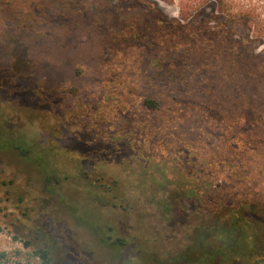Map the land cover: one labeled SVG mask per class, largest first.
Returning <instances> with one entry per match:
<instances>
[{"label":"rangeland","instance_id":"374dc122","mask_svg":"<svg viewBox=\"0 0 264 264\" xmlns=\"http://www.w3.org/2000/svg\"><path fill=\"white\" fill-rule=\"evenodd\" d=\"M215 4L0 0V132L41 144L33 155L19 156L0 142V253L26 264L33 259L24 247L29 240L49 250L52 264L179 261L180 253H145L148 213L143 202L132 210L131 197L129 206L103 211L117 231L96 236L78 225L71 208L90 217L91 197L70 186L57 195L58 187L42 185L36 164L67 161L66 146L73 160L106 155L107 170L132 173L133 181L146 174L139 198H150L153 216L166 203L177 206L180 220L199 213L205 232L223 245L235 242L238 229L221 230L220 217L255 206L259 239L249 261L264 264V44L250 35L247 22L232 21ZM161 19L189 24L195 44L185 52L177 41L181 31L165 28ZM145 98L157 108L148 109ZM91 159L76 163L88 171ZM191 189L201 203L181 206L180 194ZM189 233L194 238L195 230ZM117 235L126 246L113 244Z\"/></svg>","mask_w":264,"mask_h":264},{"label":"trees","instance_id":"16d2710c","mask_svg":"<svg viewBox=\"0 0 264 264\" xmlns=\"http://www.w3.org/2000/svg\"><path fill=\"white\" fill-rule=\"evenodd\" d=\"M194 3H203L205 0H192ZM215 7L218 9V11L231 19L232 21H245L250 25V35L255 39V41L263 43L264 44V4L261 5L258 2H255L253 0H215ZM181 19L182 21H188V14L184 11L181 12ZM161 24L165 26V28H173L175 31V28L177 30L181 31L180 39L177 40L178 43L182 44V48H184V51L187 52L188 49L192 47V44H195V40L190 35V26L182 24L180 21H165L163 19L160 20ZM175 26V28H174ZM119 35H121L120 32H118ZM134 38L138 40V42L142 41V33H140L137 29H134ZM144 40V39H143ZM191 55V54H190ZM190 57V56H188ZM190 59L193 61V65L195 64V61L193 60L192 56ZM230 76H235L237 73H235L233 70H230L229 72ZM177 75L178 72H175ZM184 75L181 76L183 78ZM144 105L148 109H155L157 108L158 104L156 101L145 98ZM5 143V149H9L14 154H18L19 156H31L34 154V150L37 149L41 144L38 143L34 138L28 137V136H16L13 132L8 130H3L0 132V142L2 140ZM56 141L53 138L50 142L49 149L53 152L55 150ZM44 149L45 146H43ZM66 152H63V156L67 157ZM67 154H70L69 151H67ZM62 155V153H61ZM79 162V161H78ZM72 166H69V164ZM71 160H68L65 162L58 161L57 163H54L52 161H47L45 159H40L39 161H36V164L38 165V168H40V171L42 173L48 174L49 170L57 171L60 174L64 175V180L70 181L73 177L81 176L79 173H84L86 176V186L88 187V184L90 186L89 190L86 191L85 194L91 197V204L94 208L93 213L90 215V217L86 218H80V214L78 211V207L74 209L71 208L72 212H76L77 215H79L77 222L78 225L88 228L91 233H93L96 236H100L102 234H106L109 232H112V223L108 218H106L105 215H103V209L104 207L113 204L114 201L119 202L120 206H123V204H128L129 206V198H127L126 194H117V191L113 189V186H106L107 189L102 190V187L105 186L104 183H102L100 177L94 178L96 176L95 173H98L97 171L100 169L96 162L91 161L86 162L89 165V168L91 170V173L86 172L83 168H81V164L76 163L74 166ZM85 163V164H86ZM84 171V172H82ZM93 173V174H92ZM138 179H134L135 181L139 180L138 184L134 181V186L137 187H143V181H145L146 174L137 175ZM106 178H111L114 186H121L122 180H124V177L120 175H113L108 176ZM147 179V178H146ZM155 178L151 179L148 178V180H154ZM88 183V184H87ZM136 183V184H135ZM8 185V187H11L15 184L14 179H11L9 183H5ZM159 185V184H158ZM104 191V192H103ZM194 189L190 191L183 190V193L180 194V202L181 203H190L193 202L196 203L197 200L199 203H201V198H196V195L194 194ZM124 195V196H123ZM145 196V191L140 190L139 194L134 192V198L138 197L139 202H143V210H145L148 214H151V209L148 204L153 205L152 201H146L144 202L141 198ZM155 196L153 195V200ZM129 201V202H128ZM163 201V200H162ZM161 201V203H162ZM193 201V202H191ZM138 203V202H137ZM160 203V204H161ZM116 205V204H115ZM77 206V205H76ZM78 208V209H77ZM125 208V207H123ZM157 212H159L162 216L167 215V217H172L173 214L168 215L167 213L170 210L175 209L173 205L171 207H167L164 204H161L160 206L157 205ZM167 212V213H165ZM172 213V212H171ZM260 214L258 212V209L251 205V206H245L242 207L240 210L233 211L228 213V216L224 218L220 217V225L219 228L221 230L229 229L231 226H236L238 230L237 233L240 234L239 242L242 243V253H217V256H215L216 253H182L184 260L179 259L178 262L172 261L171 264H250V258H251V249H253V246L255 245V242L258 237V227L256 224L253 223V218L256 219L257 215ZM197 215V218L200 220V223L198 224V227H200L203 231V234H208L207 231L205 232L204 227L202 225L203 221L199 216V213L194 214V216ZM233 215L236 216L237 222L234 223L232 221ZM188 218V216H185ZM263 220L261 226L264 225V215L262 216ZM188 224H186V228L189 229V224L194 225V221L191 219H188ZM232 221V222H231ZM202 222V223H201ZM230 223V224H229ZM108 238H111L110 235H108ZM114 245L120 244L125 245L123 240L117 239L113 243ZM24 247L32 249L33 253H31L30 256H32V260L30 261L27 259L26 264H52V258L51 253L47 249L43 248H33L32 244L29 240H25ZM224 251V249H220ZM22 253H14L16 257H20ZM173 255H176L177 253H171ZM181 254V253H180ZM199 255V256H198ZM11 253H0V264H23V261H13ZM202 256V257H201ZM239 256V257H238ZM240 259H238V258ZM242 259V260H241ZM177 260V259H176ZM13 261V262H12ZM182 261V262H181ZM170 264V263H169Z\"/></svg>","mask_w":264,"mask_h":264},{"label":"flooded vegetation","instance_id":"af4514ba","mask_svg":"<svg viewBox=\"0 0 264 264\" xmlns=\"http://www.w3.org/2000/svg\"><path fill=\"white\" fill-rule=\"evenodd\" d=\"M56 135L59 136L58 132ZM62 152H66L65 155L67 156L68 160H71V162H74V161L78 162L80 159V158L79 159L76 158L75 160L71 159L70 158L71 154H67L66 146L62 149ZM71 157L75 158L74 156H71ZM87 158H92L91 160L96 162L98 167L100 168L97 171L98 173H95L96 176L94 178L100 177V179L102 180L101 182L105 184V186L102 187V190L107 189L106 186H109V185L113 186V189L117 191V194L123 193V194H126L127 197H131V200H132L131 203L133 204V205L131 204L132 210H134L135 206H136L135 209H138L137 204H139V201H138V197L134 198V189L137 190L138 188H141V187L134 188L136 186L133 185V188H132L131 187L132 185H127V187L125 185L126 181L127 182L130 181L132 184H134V181L132 178V175L134 176V174L131 173L132 175L131 174L128 175L127 173L128 176H125L123 173L122 175H120L124 177V180H122L121 182L122 185L118 187L114 186L111 178H106L107 174L110 177L113 175H117L113 170H110V171L107 170L109 169L108 168L109 166H108V163L106 162L110 161L108 160L107 156L104 154H93L92 156H87V157H84V159L83 158L80 159L81 161L79 162H85L87 161ZM39 170H40V167H39ZM99 171L105 173L106 176L104 174L99 173ZM86 172L91 173L90 168ZM51 174H55V175L57 174L59 176L60 182L51 180V178L54 176ZM79 174H81V176L73 177L71 178L70 181H66L64 180V175L58 173L57 171L49 170L48 174L42 173L40 171L42 185H43V182L44 184L49 183V185L52 183L51 184L52 186L58 187L56 190V194L58 193V191L63 190L66 186L75 187L77 190H81L84 193H86V191H88L90 188L89 184L87 183L88 184V187H87L86 182L84 181L86 180L85 178L86 175L84 173H79ZM141 189H145V188L143 187ZM171 205L172 204H169L167 206V203H166L165 206L169 208L171 207ZM183 205L184 203H181V206ZM119 206H120L119 202L114 201L113 204H110L102 209L103 211H105V210H109L110 208L112 209L118 208ZM174 208L175 209L170 210L168 213L165 212L168 215L173 214L172 217H169V216L167 217V215L165 217V216H162L159 212H157V214H155L154 212L155 216L152 215V218H151V214H148L149 229H148V234L146 236L147 237L146 239L147 249L145 253H181V254L182 253H216L215 256H217V253H241L242 252V248H241L242 243L239 242L238 240L240 237V234H237V238L235 239V242L232 243L231 245H223L222 243H218L214 239L213 236H210L208 234H203L202 229L198 227V224L200 223L198 218H196V220L194 219L195 222L198 221L197 224H195L194 222L193 226L192 224L191 225L189 224V229L186 228V224H188V220L177 219L176 218L177 217L176 214L178 210L177 206H175ZM112 227H113L112 232L117 231V229L115 228L116 225L112 224ZM192 230H195L194 238L192 237V233H189ZM106 237L108 238V235H106ZM117 239H121V241L123 240L124 242V239L119 237L118 235L115 240ZM123 246L124 245H122V247ZM220 249H224V251ZM249 253H252V252H249ZM176 259L184 260L183 255Z\"/></svg>","mask_w":264,"mask_h":264}]
</instances>
